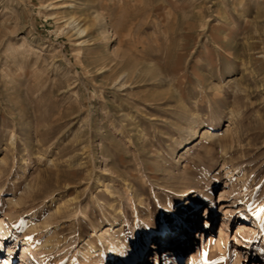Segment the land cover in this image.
<instances>
[{
	"label": "rangeland",
	"instance_id": "obj_1",
	"mask_svg": "<svg viewBox=\"0 0 264 264\" xmlns=\"http://www.w3.org/2000/svg\"><path fill=\"white\" fill-rule=\"evenodd\" d=\"M189 216L167 264H264V0H0L12 264H155ZM224 221L249 236L212 252Z\"/></svg>",
	"mask_w": 264,
	"mask_h": 264
},
{
	"label": "bare ground",
	"instance_id": "obj_2",
	"mask_svg": "<svg viewBox=\"0 0 264 264\" xmlns=\"http://www.w3.org/2000/svg\"><path fill=\"white\" fill-rule=\"evenodd\" d=\"M83 32L84 30H81L80 34ZM211 220L205 221L206 226L210 225ZM227 224L228 223L224 221V226H225L224 230H223V225L221 226L218 232L217 231L212 232L213 230L212 229L211 233H208L207 236H204V239L202 242L203 245L208 246L209 244L213 242L214 248L212 252H220V253L225 254L229 250L228 248L229 246H227V244L233 237V235H231L230 233V228L229 227L227 228ZM263 224H264V220H261L259 225H263ZM194 227H195V224H193L192 219L189 216L188 219L185 221V223H183V225L181 226L180 230L175 235H169V233H166V232L162 233V236L160 237V239H158L159 244L157 246L158 247V252L156 256L157 261L155 264H163V262L161 261V255L165 256L164 261L166 262L164 264H167V262H170V263L179 262L178 257L181 255L182 250H185V251L189 250L188 243L191 238L189 237V235H191L190 233L193 231ZM200 229H201V225H200ZM248 232H250V229H247V227H242L237 231V233L234 235L233 238H235V240L239 242L241 238H245L249 236ZM8 233H9V230L6 232H0V261H3V257H6V258L8 257L7 264H12L13 260L15 259V257L13 258V255L15 254V246L12 243L11 244L5 243V241H7L11 237L9 236ZM200 233H201L200 235L202 234L204 235V230H202ZM22 240L24 241V248H23L25 252L24 257L30 259L32 262H34L35 260H39L38 253H41V252H38L35 249H31L34 244L29 239V237L26 234H24ZM145 244H146V241L143 243V245ZM169 246L171 247L169 248ZM109 251H110V260L108 261V263H105V264H115L114 262H112L113 258H117L118 260H120L121 264H141V259H143V257L149 254L148 248L144 250V252H143V249L139 250L138 258H135L134 256L129 258L131 254L124 253L118 246H110ZM154 251H157V249H154ZM235 258L237 259V261L240 259L239 255H237ZM200 259H201V255L193 256L192 264H198ZM81 263L83 264L84 260Z\"/></svg>",
	"mask_w": 264,
	"mask_h": 264
}]
</instances>
